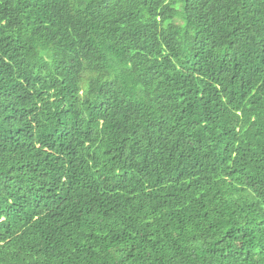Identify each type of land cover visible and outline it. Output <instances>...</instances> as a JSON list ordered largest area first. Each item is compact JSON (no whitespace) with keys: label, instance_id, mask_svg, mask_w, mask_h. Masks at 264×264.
<instances>
[{"label":"trees","instance_id":"obj_1","mask_svg":"<svg viewBox=\"0 0 264 264\" xmlns=\"http://www.w3.org/2000/svg\"><path fill=\"white\" fill-rule=\"evenodd\" d=\"M0 264H264V0H0Z\"/></svg>","mask_w":264,"mask_h":264}]
</instances>
